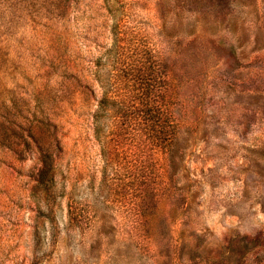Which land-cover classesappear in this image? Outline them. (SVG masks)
Here are the masks:
<instances>
[{
	"label": "rangeland",
	"instance_id": "374dc122",
	"mask_svg": "<svg viewBox=\"0 0 264 264\" xmlns=\"http://www.w3.org/2000/svg\"><path fill=\"white\" fill-rule=\"evenodd\" d=\"M0 264H264V0H0Z\"/></svg>",
	"mask_w": 264,
	"mask_h": 264
},
{
	"label": "trees",
	"instance_id": "16d2710c",
	"mask_svg": "<svg viewBox=\"0 0 264 264\" xmlns=\"http://www.w3.org/2000/svg\"><path fill=\"white\" fill-rule=\"evenodd\" d=\"M148 84L153 86L154 83L149 82ZM147 90L150 94V87ZM145 94H147V92ZM145 97L146 95H144V98L140 99L139 102L141 103L142 108L147 110L150 116H148V114L142 117L140 116L139 120L147 124V126L149 125L151 127L152 133L154 134L153 138L151 139H153L155 143H159L166 140V138H175L176 130L174 129V125H171L170 121L166 120L161 113L157 114L152 101Z\"/></svg>",
	"mask_w": 264,
	"mask_h": 264
}]
</instances>
